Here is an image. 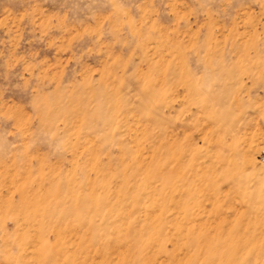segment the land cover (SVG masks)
<instances>
[{"label":"rangeland","instance_id":"rangeland-1","mask_svg":"<svg viewBox=\"0 0 264 264\" xmlns=\"http://www.w3.org/2000/svg\"><path fill=\"white\" fill-rule=\"evenodd\" d=\"M0 264H264V0H0Z\"/></svg>","mask_w":264,"mask_h":264}]
</instances>
